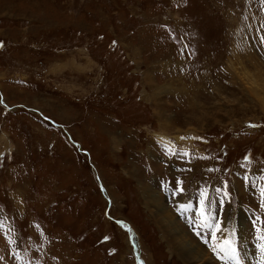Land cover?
<instances>
[{"label": "rangeland", "instance_id": "rangeland-1", "mask_svg": "<svg viewBox=\"0 0 264 264\" xmlns=\"http://www.w3.org/2000/svg\"><path fill=\"white\" fill-rule=\"evenodd\" d=\"M193 263L264 264V0H0V264Z\"/></svg>", "mask_w": 264, "mask_h": 264}, {"label": "bare ground", "instance_id": "bare-ground-1", "mask_svg": "<svg viewBox=\"0 0 264 264\" xmlns=\"http://www.w3.org/2000/svg\"><path fill=\"white\" fill-rule=\"evenodd\" d=\"M166 136V135H165ZM164 138V137H163ZM146 193L147 194H149V192L146 190ZM150 195V194H149ZM151 196V195H150ZM144 197V196H143ZM151 198H152V200L153 201H151V200H149V198H146V197H144V199H145V206L151 211V213L156 217V220H157V222L160 224V227H159V230L162 232V234L165 236V228L166 229H169V228H171V227H173L171 224H168V220H169V216H168V214H166L167 212H166V209L165 208H163V206L161 205V204H159L157 201H155L154 199H153V197L151 196ZM154 217V218H155ZM164 220H165V223H164ZM167 221V222H166ZM172 232H174V229L173 228H171L170 229V231H169V233H172ZM181 232H183L181 229H180V231H179V233L181 234ZM184 233V232H183ZM185 234V233H184ZM163 236V237H164ZM166 240H167V242L169 243V245L170 246H172V244H174V245H177V244H179L178 246L182 249V246L184 247V248H187V246H189L188 245V243H187V241H188V239L186 238V237H180V239L178 240V239H174L173 240V242L171 241V244H170V240L169 239H167V238H165ZM185 239H187V241H185ZM176 243H175V242ZM189 242V241H188ZM175 248V247H174ZM190 248V247H189ZM175 251V250H174ZM181 251V250H180ZM187 251V250H186ZM188 252H190V251H188ZM178 253V252H177ZM192 253H193V255H195L196 254V258H199V261L201 262V260L202 259H200L201 258V256L200 255H202L201 254V251H200V249L198 250L197 249V247L194 245V247H193V250H192ZM185 260V259H184ZM195 260V259H194ZM194 264V263H193ZM200 264V263H199Z\"/></svg>", "mask_w": 264, "mask_h": 264}, {"label": "snow or ice", "instance_id": "snow-or-ice-1", "mask_svg": "<svg viewBox=\"0 0 264 264\" xmlns=\"http://www.w3.org/2000/svg\"><path fill=\"white\" fill-rule=\"evenodd\" d=\"M201 195L203 197L204 194L202 193ZM201 204H202L201 216L204 217L206 215V213H205V210L203 208V199L201 200ZM225 245H226V247L225 246H222L221 247V250L224 251L226 254H228L229 248H230V242L229 241H225ZM232 251H234V249H232Z\"/></svg>", "mask_w": 264, "mask_h": 264}]
</instances>
